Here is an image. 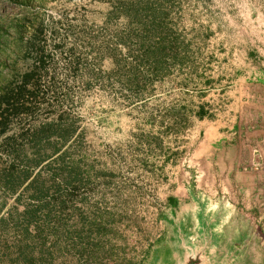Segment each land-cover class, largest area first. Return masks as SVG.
Wrapping results in <instances>:
<instances>
[{
    "label": "rangeland",
    "instance_id": "374dc122",
    "mask_svg": "<svg viewBox=\"0 0 264 264\" xmlns=\"http://www.w3.org/2000/svg\"><path fill=\"white\" fill-rule=\"evenodd\" d=\"M202 223L264 264V0H0V264H177Z\"/></svg>",
    "mask_w": 264,
    "mask_h": 264
},
{
    "label": "water",
    "instance_id": "95a60500",
    "mask_svg": "<svg viewBox=\"0 0 264 264\" xmlns=\"http://www.w3.org/2000/svg\"><path fill=\"white\" fill-rule=\"evenodd\" d=\"M201 244L189 237L180 241L179 246L183 254L178 258L177 264H234L231 257L216 260L215 255L208 249L215 246L216 241L210 237L208 227L201 224L200 229Z\"/></svg>",
    "mask_w": 264,
    "mask_h": 264
},
{
    "label": "crops",
    "instance_id": "0c3cea01",
    "mask_svg": "<svg viewBox=\"0 0 264 264\" xmlns=\"http://www.w3.org/2000/svg\"><path fill=\"white\" fill-rule=\"evenodd\" d=\"M244 163H247L248 165H250L251 163H252V165H254V160H250V161H243ZM239 163V162H238ZM231 174H236L237 176L239 175V171H237V170H234V169H230V171H229ZM231 180V179H230Z\"/></svg>",
    "mask_w": 264,
    "mask_h": 264
},
{
    "label": "bare ground",
    "instance_id": "6f19581e",
    "mask_svg": "<svg viewBox=\"0 0 264 264\" xmlns=\"http://www.w3.org/2000/svg\"><path fill=\"white\" fill-rule=\"evenodd\" d=\"M211 252L216 256L218 255V251L217 250H211Z\"/></svg>",
    "mask_w": 264,
    "mask_h": 264
}]
</instances>
